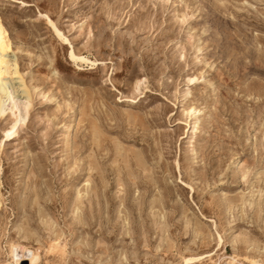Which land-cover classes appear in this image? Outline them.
I'll return each instance as SVG.
<instances>
[{"label":"rangeland","instance_id":"rangeland-1","mask_svg":"<svg viewBox=\"0 0 264 264\" xmlns=\"http://www.w3.org/2000/svg\"><path fill=\"white\" fill-rule=\"evenodd\" d=\"M0 21V264H182L216 248L202 216L224 239L202 264H264V0H0Z\"/></svg>","mask_w":264,"mask_h":264},{"label":"bare ground","instance_id":"bare-ground-1","mask_svg":"<svg viewBox=\"0 0 264 264\" xmlns=\"http://www.w3.org/2000/svg\"><path fill=\"white\" fill-rule=\"evenodd\" d=\"M49 21L52 23L53 27L58 32V34L61 35L59 30L57 29V27L53 24V22L51 20H49ZM7 51H8V44L5 40L2 24L0 23V79L2 82H4L7 79V76H12V75L18 73V70H16V69L12 70V67H10V62L6 59ZM71 56L74 59H78V58L83 59L82 57L77 56L74 52L71 53ZM2 94H7L9 97L12 98V96L7 92L6 87L3 85H0V96ZM130 100H131L130 102L136 101L135 97H131ZM30 101L31 100L28 97V99L26 101L27 102L26 103L27 108L29 106ZM14 106H15V108L19 107V105L17 104L16 101L14 103ZM7 109H8V106L6 104V101L5 100L3 101V99L1 98V100H0V113L5 114ZM16 117L17 118H16L15 123L13 122L14 124H13V126H11V131L7 132V136H10V135L17 132V129H18L17 126L20 122L25 123L26 118H24L22 115H19V116L16 115ZM202 218L206 221L213 222V229H209V228L206 229V226L205 227L202 226L203 224L202 225L196 224L197 225V227H195L196 228V234L197 233L200 234L201 236H203V238L205 240H209L211 242L215 241L216 248L214 251H211V252H207V253H203V254H194V255H190V256H184L182 258V262H181L182 264H202L204 260H206L208 258H212V255L215 254L216 252H218V250L223 247L224 239L222 237V234L218 231L217 223L214 220L207 219L206 216H202ZM10 246H11L10 249H11L12 257H13L14 262H16V264H18L19 260L24 259V257H26V256L28 257V259H29L28 261L30 262V264H34L40 258L38 253L36 254L37 251L34 252V251H31V249L30 250L28 249V254H25V252H24L25 246H23V245L12 244ZM232 258H233V256H232ZM217 262H219V261H217ZM213 263H215V262H213ZM222 264H224V262H222ZM234 264H244V263L234 262Z\"/></svg>","mask_w":264,"mask_h":264},{"label":"built area","instance_id":"built-area-1","mask_svg":"<svg viewBox=\"0 0 264 264\" xmlns=\"http://www.w3.org/2000/svg\"><path fill=\"white\" fill-rule=\"evenodd\" d=\"M222 260V259H221ZM216 264H222V262H216ZM225 264V263H224ZM226 264H231L230 262L226 263Z\"/></svg>","mask_w":264,"mask_h":264}]
</instances>
